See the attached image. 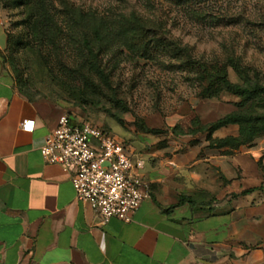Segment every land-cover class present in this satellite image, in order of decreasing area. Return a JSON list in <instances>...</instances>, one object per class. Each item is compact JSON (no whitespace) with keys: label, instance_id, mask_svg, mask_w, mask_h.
Returning <instances> with one entry per match:
<instances>
[{"label":"crops","instance_id":"crops-1","mask_svg":"<svg viewBox=\"0 0 264 264\" xmlns=\"http://www.w3.org/2000/svg\"><path fill=\"white\" fill-rule=\"evenodd\" d=\"M7 34L0 9V264H264V136L218 147L239 135L227 126L126 143L150 197L130 222L103 221L41 156L64 111L20 93Z\"/></svg>","mask_w":264,"mask_h":264},{"label":"rangeland","instance_id":"rangeland-1","mask_svg":"<svg viewBox=\"0 0 264 264\" xmlns=\"http://www.w3.org/2000/svg\"><path fill=\"white\" fill-rule=\"evenodd\" d=\"M44 1L61 32L55 43L44 36L39 0H0L11 40L6 57L22 93L58 105L76 124L130 146L140 136H158L147 131L184 136L232 113L264 115V102L242 105L227 93L205 98L199 72L188 63L190 56L210 67L234 58L264 85V0ZM63 1L85 16L84 25L69 24ZM124 17L143 21L146 38L136 48L114 41ZM227 72L242 84L231 66Z\"/></svg>","mask_w":264,"mask_h":264},{"label":"built area","instance_id":"built-area-1","mask_svg":"<svg viewBox=\"0 0 264 264\" xmlns=\"http://www.w3.org/2000/svg\"><path fill=\"white\" fill-rule=\"evenodd\" d=\"M22 129L32 131L33 123L24 122ZM40 153L47 164L72 172L76 199L103 221L130 222L150 197L149 185L138 174L142 163L133 162L124 141L98 127L73 125L64 115Z\"/></svg>","mask_w":264,"mask_h":264},{"label":"trees","instance_id":"trees-1","mask_svg":"<svg viewBox=\"0 0 264 264\" xmlns=\"http://www.w3.org/2000/svg\"><path fill=\"white\" fill-rule=\"evenodd\" d=\"M179 2L181 1H177V4H179ZM63 5H65L66 19L70 21L69 24L73 26L83 24L82 21L84 20L85 16H83L82 13L77 15L67 1H63ZM38 14L46 24L44 36H46L51 42L55 43L60 37L61 32L58 30L56 16L52 14L50 8L44 0H39ZM30 18L31 16L27 17L26 20L29 21ZM122 21H124L121 24L122 26H120L118 31H116L114 34V41H117L120 45H123L127 48H136V44L142 40L144 41L146 38L145 27L142 23L143 21L139 17H132V19H127L124 17L122 18ZM94 32L96 38L100 39L101 28L99 30H95ZM85 42L89 43L88 40ZM10 43V35L7 34V47L10 46ZM143 50L146 51L147 46H145ZM176 50L179 53L190 54L188 49ZM189 59L190 60L188 63L199 72L198 78L200 83L202 86H205L203 89V96L205 98H218L221 93H227L242 98V105H246L248 103L252 104L256 102H264V85L259 81V78L256 75L254 78H252L249 69L243 67L237 59L230 58L227 64L225 63L222 66L211 65V67L207 66L205 63H199L193 60L191 56ZM6 62L9 63L7 57ZM228 66H231L233 70L240 76L242 79V84H233L229 80L227 72ZM96 69L99 74H104L103 70L99 67H96ZM20 93L29 100H33L21 91ZM227 126H237L239 128V135L237 138H229L224 141L217 142L218 147L228 146L237 149L242 146H248L258 138L264 136V115L253 116L248 113H232L222 119H219L215 123L211 124L208 128L192 130L187 132V134L206 131L208 132V138L210 139L211 135L215 131ZM147 133L155 135L161 134L158 131H147Z\"/></svg>","mask_w":264,"mask_h":264}]
</instances>
